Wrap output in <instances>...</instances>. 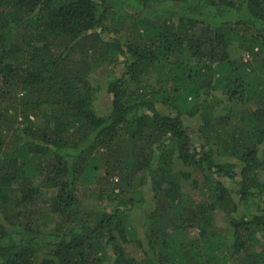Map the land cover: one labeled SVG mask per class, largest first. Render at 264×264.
<instances>
[{
	"label": "trees",
	"instance_id": "1",
	"mask_svg": "<svg viewBox=\"0 0 264 264\" xmlns=\"http://www.w3.org/2000/svg\"><path fill=\"white\" fill-rule=\"evenodd\" d=\"M0 264H264V0H0Z\"/></svg>",
	"mask_w": 264,
	"mask_h": 264
},
{
	"label": "rangeland",
	"instance_id": "2",
	"mask_svg": "<svg viewBox=\"0 0 264 264\" xmlns=\"http://www.w3.org/2000/svg\"><path fill=\"white\" fill-rule=\"evenodd\" d=\"M120 68V67H119ZM119 68H118V71H119ZM100 73L101 72H99L98 74H97V76L96 77H99L100 76ZM102 73H104V74H106L107 76L110 74V75H113V71L111 70V69H106V70H104V72H102ZM115 73V72H114ZM117 73V72H116ZM105 90H103V96H105ZM102 102H103V108H105V109H107V108H109V102H110V99L109 98H105V97H102ZM104 112H106L105 110H103ZM191 126H195L196 125V122H194V121H192L191 120V124H190ZM193 138L195 139V140H197L198 139V136L195 134L194 136H193ZM195 175H196V173H195ZM198 176V175H197ZM148 196H150V194H148ZM197 197L198 198H196L197 200H199L200 199V196H198V194H197ZM224 221V215L223 214H218V216H217V222H218V226H223L222 224L223 223H225V222H223Z\"/></svg>",
	"mask_w": 264,
	"mask_h": 264
}]
</instances>
